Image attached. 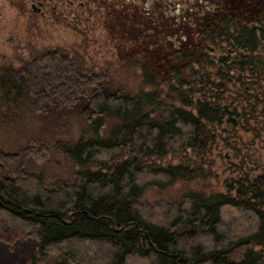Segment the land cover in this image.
<instances>
[{
	"label": "trees",
	"instance_id": "trees-1",
	"mask_svg": "<svg viewBox=\"0 0 264 264\" xmlns=\"http://www.w3.org/2000/svg\"><path fill=\"white\" fill-rule=\"evenodd\" d=\"M216 1L223 9L203 36L224 57L215 64L199 51L191 58L198 57L200 70L191 68L183 79L175 68L167 89L141 58L125 68L141 69L143 84L154 90L136 95L101 74H79L60 50L1 71L3 105L78 114L93 124L95 136L66 149L80 167L73 182L52 188L26 171L32 149L0 151V242L33 237L37 255L57 253L59 264H264V253L254 249L264 246V173L228 184L233 193L190 192L178 203L154 205L143 199L151 185L165 188L198 172L154 160L205 152L215 142L210 126L232 115L231 88L241 85L239 98L248 92L242 90L244 74L251 73L254 91L264 90V0H254L263 12L248 24L224 8L227 0ZM208 67L217 69L215 79ZM106 119L117 125L103 137ZM242 248L241 260L233 259Z\"/></svg>",
	"mask_w": 264,
	"mask_h": 264
},
{
	"label": "rangeland",
	"instance_id": "rangeland-1",
	"mask_svg": "<svg viewBox=\"0 0 264 264\" xmlns=\"http://www.w3.org/2000/svg\"><path fill=\"white\" fill-rule=\"evenodd\" d=\"M224 4L243 24L263 12L261 3L254 0H227ZM222 9L216 0H0V77L4 69H18L46 51L60 50L79 74H101L116 89L132 95L141 89L154 90L143 84L141 69L125 68L133 58L144 59L152 76L167 89L175 68L183 79L191 68L200 70L198 57L191 58L199 51L215 64L224 57L222 51H211L203 36L204 28ZM259 56L264 58V51ZM184 57L190 66L183 62ZM207 70L215 79L217 69ZM243 76L242 90L248 92L241 91L239 98L236 92L241 85L235 83L231 88L232 115L210 126L215 142L205 152L169 154L154 160L163 167L182 165L198 172L165 188L149 186L143 196L147 204L178 203L190 192L229 193L228 184L264 173V90H253L255 80L250 72ZM116 125L117 121L106 119L103 137ZM92 136L93 124L78 114L16 111L0 101V151L17 154L32 149L26 171L39 176L48 187L74 181L80 166L66 149ZM254 249L264 253V246ZM246 250H238L233 259L241 260ZM37 253L38 240L33 237L13 245L0 242V264H59L57 253L44 258Z\"/></svg>",
	"mask_w": 264,
	"mask_h": 264
}]
</instances>
